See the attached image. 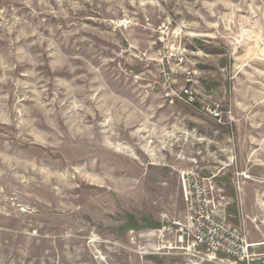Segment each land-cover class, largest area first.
I'll return each mask as SVG.
<instances>
[{"label": "rangeland", "instance_id": "374dc122", "mask_svg": "<svg viewBox=\"0 0 264 264\" xmlns=\"http://www.w3.org/2000/svg\"><path fill=\"white\" fill-rule=\"evenodd\" d=\"M193 169L264 252V0H0V264H227Z\"/></svg>", "mask_w": 264, "mask_h": 264}, {"label": "built area", "instance_id": "2783aa9c", "mask_svg": "<svg viewBox=\"0 0 264 264\" xmlns=\"http://www.w3.org/2000/svg\"><path fill=\"white\" fill-rule=\"evenodd\" d=\"M183 96L189 103L195 100L189 88L184 89ZM206 110L213 119L222 122L224 110L221 103H214ZM183 181L188 200L185 232L191 248L205 249V256L215 261L222 254L227 257V264H264V252H254L256 243L250 241L245 221L232 225L219 214L214 177L193 169L184 173Z\"/></svg>", "mask_w": 264, "mask_h": 264}]
</instances>
